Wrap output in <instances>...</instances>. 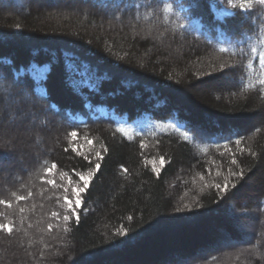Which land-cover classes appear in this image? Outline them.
<instances>
[{
  "label": "trees",
  "instance_id": "trees-1",
  "mask_svg": "<svg viewBox=\"0 0 264 264\" xmlns=\"http://www.w3.org/2000/svg\"><path fill=\"white\" fill-rule=\"evenodd\" d=\"M34 1L0 0V101L24 90L42 118L37 128L61 130L53 150L15 161L10 180L0 179V200L12 205H0V223L17 229L0 231V254L5 244L22 246L24 264H160L156 254L192 260L206 244L195 264H227L216 249L232 241L261 257L228 264H264V238L235 228L247 213L220 216L247 199L253 228L264 224V4L219 16L214 0ZM178 41L177 52L157 44ZM255 114L261 123L247 125ZM85 139L92 144L80 151ZM161 157L153 171L150 160ZM11 158L0 144V171ZM96 163L76 213L53 218L67 214L65 193L46 181L75 179ZM255 177L258 188L247 187ZM29 191L22 201L12 195ZM206 217L220 222L221 241L203 230Z\"/></svg>",
  "mask_w": 264,
  "mask_h": 264
},
{
  "label": "rangeland",
  "instance_id": "rangeland-1",
  "mask_svg": "<svg viewBox=\"0 0 264 264\" xmlns=\"http://www.w3.org/2000/svg\"><path fill=\"white\" fill-rule=\"evenodd\" d=\"M50 1L51 0H35L34 3L30 4L31 5L30 7H33L34 5L39 4V3L46 4V2L48 3ZM53 1H57V0H53ZM61 1H65V0H61ZM215 1L219 5V7H217L216 4L214 6L215 7L214 10L217 15L223 16V15L231 14V7L229 6V0H214V2ZM157 44L161 45L164 48L163 50L165 52L166 51L177 52L181 48L184 47L182 41H178V42H174L170 44H161L157 42ZM221 80L224 81L226 84L227 83L232 84L231 75L228 72H224V74L221 75ZM131 91L127 90L128 93H130ZM3 99H2L3 102L0 101V109H1V106L6 107L10 110V113H8L6 117L0 114V144L4 145L8 149L13 150L14 153L16 154V158L15 159L11 158L6 164H4V169L0 171V179L7 181V180H10L9 178H11V176H9L8 174L9 170H7V168L11 166L15 161L22 160L26 162L28 161L29 163L32 160H34V158L38 156L40 152H47L49 150H53V148H55V145L57 143V139L60 137L59 131L61 129L59 127L58 128L55 127L57 125L54 126V124L53 123L51 124V122L49 125H52L53 127H55L56 130H52V127L45 128L43 129L44 131L37 128V124L42 121V118L39 117V115H36L37 113L35 114L32 109H30L29 104L31 103V100L29 96H27L24 90L20 95H17L15 97H10V98L7 96ZM12 118L17 119V121L6 124ZM23 119H28V120L24 121ZM262 119H263L262 117L259 118L258 115L255 114L252 117V119H250V121L247 123V125L248 124H252V125L259 124L261 123ZM88 141L89 140L85 139L83 141H80L81 144L80 143L77 144V147H79L80 151L85 150L90 145ZM150 163L152 164L153 167H155L156 170L162 164L161 159H152L150 160ZM18 165L21 167L20 164ZM81 173H83L84 175H87L88 171L81 172ZM73 180L78 181L79 177L76 176V178ZM258 183L259 182L257 178L255 177V178H252L251 180H248L246 182V186L249 188L255 187L256 189L259 186ZM58 185L63 186V187H60V189L62 193H64V187L69 186L68 176L64 179H61ZM1 186H3V183L0 185V187ZM71 198L73 200L75 199V197H71ZM80 199H81V196H80ZM244 200H245L244 204L243 205L241 204L240 206H238L237 211H235L234 208L232 209V207H230V210L229 208H226V211L224 210V213L220 214V216L225 217V218L228 217L230 218V220L234 222V220L237 221V218L234 216L235 213H238V212L240 213L241 211L243 213H247V216H244L245 214L240 216V219L242 221L246 220V222H241V223L237 222V226H235L236 230L244 234V236L246 237L250 233L252 234L255 232V233H259L261 237L264 238V224H260V223L256 224L257 227H255V229L253 228L254 222L256 220L255 219L256 212L255 210H253V208L247 211L248 209L247 205L249 204L248 202H251V201L247 199H243V201ZM252 202L254 201L252 200ZM65 207H67L66 204H65ZM74 211L75 213L77 211V208L75 206H74ZM214 215H217V214H214ZM204 221L205 223L203 222L201 225L203 230L205 231L208 230V232H211V231L216 232L218 235L212 239L214 240L219 239V241H221L222 240L221 238L224 237V234H223V231L221 230L220 222L217 219L213 220L212 218H208V217H206ZM185 229L182 232L183 234H186ZM195 235L196 234H192L190 237L195 238ZM218 246L219 247L216 250H221V252L223 251L222 253L225 256V259H228L227 261H225L227 262V264L231 262V260H233L237 255L246 256L252 253L256 258L261 257L260 250L259 251L251 250L250 248L246 249L245 248L246 245L244 246L240 243H234L232 241H223V242H220ZM200 248L202 249L198 251L197 253H196L197 249L195 248L194 257H193L194 260L198 259L202 255L201 253L209 249L208 245L206 244ZM18 249L19 251L15 248H12L10 251H8V249L6 248V245L2 244L1 251L3 252V254H0L1 255L0 264H24L22 260V255L24 253V252L22 253L23 248L22 246H20V248L18 247ZM247 250H248V253H247ZM208 254H212V251H210ZM156 255L158 257L155 260L162 261V263L160 264H195V261L193 260V258L192 260H187V259L182 260L178 256L174 255L173 253L169 255L168 257L160 256L159 254H156ZM245 261L246 262H244V264H248V261L247 260ZM263 261H264V257H263ZM135 264H140V263H135Z\"/></svg>",
  "mask_w": 264,
  "mask_h": 264
},
{
  "label": "snow or ice",
  "instance_id": "snow-or-ice-1",
  "mask_svg": "<svg viewBox=\"0 0 264 264\" xmlns=\"http://www.w3.org/2000/svg\"><path fill=\"white\" fill-rule=\"evenodd\" d=\"M258 2L260 4H264V0H258ZM229 6L231 8H240V9H244V8H251L252 7V0H245V2L243 3H233V0H229ZM221 52H225L227 51L226 49H220ZM252 51H256L255 48L252 49ZM261 56V61L264 62V52H261L260 54ZM261 85H264V80L260 81ZM117 131L123 132V129H117ZM69 135L73 138L77 137V132L73 131L71 133H69ZM89 144H92V141L89 140L88 141ZM235 143L237 145H239L241 143L240 140H236ZM141 147H145V145H141ZM67 151V149H65ZM73 151H77L76 148L73 149ZM97 160H99L101 158V153L100 152H96L95 153ZM85 159H87V156H85ZM161 163H163L164 158L161 157ZM233 164L236 163L235 160L232 161ZM56 167L55 164H53L51 166V168H47L45 169L46 174H51L52 169H54ZM100 168V164L96 163L94 168H90L88 171L87 175H84L81 172H76L75 175L79 177L78 181H74L71 177H68V187H64V196H63V200L66 204V209L65 212L67 214H64L61 216L60 213L53 211L51 213V216L53 218H59L62 219L63 221L67 222L71 219L72 215L75 214L74 211V206L76 208L80 207L81 205V199L80 196L81 194L88 188L89 186V182L90 179L92 178V176L95 174V170H98ZM125 172H127V169H124ZM153 171H156L155 167H153ZM67 173H62V176H67ZM46 183H48L49 185H52L53 187H63L62 185H57L56 181L54 179H49L46 181ZM217 187H220L219 185H217ZM12 195L16 198L17 201H22V200H26L27 198L32 196L31 191L28 192L27 196H17L16 193H12ZM71 197H75V199L73 200ZM59 200V197L57 198ZM0 205H6L7 207H11V202L9 201H4V200H0ZM20 213H23L25 210L24 208H20L19 209ZM0 216H4V213H0ZM5 219L7 220V217L5 216ZM129 219H131V217H129ZM52 225L49 224L48 225V229L51 230L52 229ZM17 229L15 228L14 224L11 221H8L6 223H0V231H3L9 235H11L14 231H16ZM65 231H68L67 228H65Z\"/></svg>",
  "mask_w": 264,
  "mask_h": 264
},
{
  "label": "bare ground",
  "instance_id": "bare-ground-1",
  "mask_svg": "<svg viewBox=\"0 0 264 264\" xmlns=\"http://www.w3.org/2000/svg\"><path fill=\"white\" fill-rule=\"evenodd\" d=\"M21 120V119H20ZM16 121V120H15Z\"/></svg>",
  "mask_w": 264,
  "mask_h": 264
}]
</instances>
